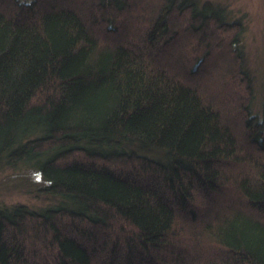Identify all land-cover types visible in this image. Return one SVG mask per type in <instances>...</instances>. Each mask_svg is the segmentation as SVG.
<instances>
[{
  "label": "trees",
  "instance_id": "16d2710c",
  "mask_svg": "<svg viewBox=\"0 0 264 264\" xmlns=\"http://www.w3.org/2000/svg\"><path fill=\"white\" fill-rule=\"evenodd\" d=\"M147 1L94 0L111 8L98 27L70 0H0V170L32 175L33 191L54 201L0 206V264H93L105 253L111 264H142L170 237L209 240L228 257L184 248L198 264H264V104L260 120L245 119L249 153L222 104L163 58L173 26L170 37L196 33L194 71L216 42L208 27L232 23L210 1L155 0L145 49L102 37L116 8ZM173 12L187 26L172 24ZM222 186L244 201L218 209ZM200 198L205 207L191 209ZM198 212L204 222L192 228L185 219L197 223Z\"/></svg>",
  "mask_w": 264,
  "mask_h": 264
},
{
  "label": "rangeland",
  "instance_id": "374dc122",
  "mask_svg": "<svg viewBox=\"0 0 264 264\" xmlns=\"http://www.w3.org/2000/svg\"><path fill=\"white\" fill-rule=\"evenodd\" d=\"M30 1V0H22ZM53 1V0H52ZM77 3L80 10L84 8V14L90 12L95 20L94 22L99 27L98 20H106L104 15L109 16L111 8L103 7V11H99L98 7H91L95 5L94 0H70ZM210 1L216 6L223 8L225 14L224 19L230 21L232 24L225 27L219 25H210L212 37L216 39L213 45L209 47V54L206 56L199 66L191 71L192 63L197 56H200L203 48H199L198 38L196 33H179L178 31L170 37V33L174 26L167 33L168 42H165L163 58L167 57L166 65L175 66L184 70V76L192 78L194 85L204 98L213 101L217 104H222V116L227 119L239 140V142L250 153L251 145L246 144L250 140H244V123L248 117H256L258 120L262 118L263 104H264V0H199L200 3ZM155 0H148L143 6V10H137L131 5L123 8H116L111 15H114L115 21L113 25L115 28L104 29L103 36L107 40H129L135 46L145 49L144 40L147 38V29L149 24L146 21L151 20V14L147 12L153 5ZM90 5V6H89ZM76 6V5H75ZM91 7V8H90ZM88 8V9H87ZM91 9V10H90ZM86 12V13H85ZM176 13V12H175ZM174 12L171 13L169 21L175 26H187L182 23L180 17L176 16ZM107 21V20H106ZM178 25H177V24ZM228 26V27H227ZM233 26V27H230ZM223 27V28H222ZM196 32V31H195ZM235 39V40H234ZM197 40V42H195ZM234 40V42H232ZM231 43H235L233 46ZM230 46L232 48H230ZM199 48V49H198ZM186 49V50H185ZM236 52H235V50ZM184 51V53H182ZM238 53V54H237ZM162 55V54H161ZM160 55V56H161ZM210 57V58H209ZM161 57V60L163 59ZM172 58V59H171ZM228 58V60H226ZM231 58H235L239 64L238 73L240 78H236L231 72ZM194 60V61H193ZM229 62V63H228ZM227 63V64H226ZM235 75V74H234ZM238 78V77H237ZM245 79V81H243ZM248 137V135L246 136ZM246 139V138H245ZM225 168L232 170H244L243 167H234L230 164H224ZM20 175H23L20 173ZM33 176L25 174L24 177L15 175L13 170L8 168L0 170V206L10 207L16 204H23L32 209H39L48 206L54 202L51 197L33 191L34 185L31 183ZM223 187V186H222ZM220 187L219 191L215 193L216 207L223 208L225 199L239 200L243 197H238L228 187ZM214 197V196H213ZM205 202V203H204ZM209 203V202H207ZM206 201L200 198L198 203L191 205V209H203ZM224 210V209H223ZM202 216L199 212L195 221L185 219L192 228H199L204 221H199ZM185 221V222H186ZM199 221V222H198ZM195 223V224H194ZM128 229V228H127ZM203 242L194 244L179 239V237L169 238L163 247L158 251H154L150 256L142 255V264H150L152 258L155 262H159L158 257L170 255L172 258L168 264H198L197 260H190L188 253L184 248L193 249L199 252V260L202 256H210L225 259L222 254L218 253L213 247L211 241L202 240ZM39 246V245H36ZM101 254V246L98 250ZM190 250H188L189 252ZM194 252V251H193ZM196 254V252H194ZM106 258H101L94 255V261L100 262L98 264H111L109 254H104ZM228 259V257L226 258ZM93 261V264L95 263ZM56 257L44 259V256L38 260L30 261L31 264H56ZM167 262V261H166Z\"/></svg>",
  "mask_w": 264,
  "mask_h": 264
}]
</instances>
